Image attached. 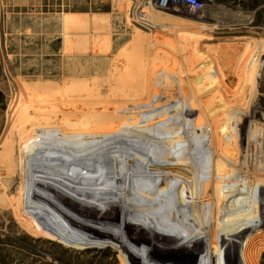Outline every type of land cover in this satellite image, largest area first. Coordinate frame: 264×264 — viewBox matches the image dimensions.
Segmentation results:
<instances>
[{
    "label": "rangeland",
    "instance_id": "obj_1",
    "mask_svg": "<svg viewBox=\"0 0 264 264\" xmlns=\"http://www.w3.org/2000/svg\"><path fill=\"white\" fill-rule=\"evenodd\" d=\"M158 1L0 0V264H264V0Z\"/></svg>",
    "mask_w": 264,
    "mask_h": 264
},
{
    "label": "built area",
    "instance_id": "obj_2",
    "mask_svg": "<svg viewBox=\"0 0 264 264\" xmlns=\"http://www.w3.org/2000/svg\"><path fill=\"white\" fill-rule=\"evenodd\" d=\"M169 5L173 8H177L179 6H185L191 12H202L204 9V2L202 0H159L158 7L166 8Z\"/></svg>",
    "mask_w": 264,
    "mask_h": 264
},
{
    "label": "bare ground",
    "instance_id": "obj_3",
    "mask_svg": "<svg viewBox=\"0 0 264 264\" xmlns=\"http://www.w3.org/2000/svg\"><path fill=\"white\" fill-rule=\"evenodd\" d=\"M158 4V3H157ZM146 9V8H145ZM62 14V13H61ZM65 15H67V14H65ZM62 17V16H61Z\"/></svg>",
    "mask_w": 264,
    "mask_h": 264
}]
</instances>
